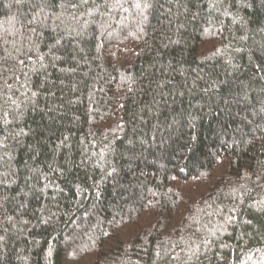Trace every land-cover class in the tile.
I'll return each mask as SVG.
<instances>
[{"label":"trees","instance_id":"obj_1","mask_svg":"<svg viewBox=\"0 0 264 264\" xmlns=\"http://www.w3.org/2000/svg\"><path fill=\"white\" fill-rule=\"evenodd\" d=\"M0 264H264V0H0Z\"/></svg>","mask_w":264,"mask_h":264}]
</instances>
